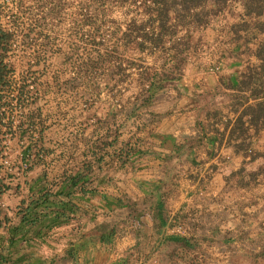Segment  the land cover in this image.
I'll list each match as a JSON object with an SVG mask.
<instances>
[{
    "label": "crops",
    "instance_id": "obj_1",
    "mask_svg": "<svg viewBox=\"0 0 264 264\" xmlns=\"http://www.w3.org/2000/svg\"><path fill=\"white\" fill-rule=\"evenodd\" d=\"M241 14L245 28L232 31L216 65L182 64L176 55L171 66L165 61L157 68L156 74L164 78L156 80V75L151 89H144L143 95L151 98L138 106L132 153L126 155L120 150L126 146L118 147L121 153L104 169L105 151L92 155L86 150L81 163L66 171L86 176L65 201L87 209L95 202L79 190L93 187L114 195L144 196L165 177L171 156L186 144L187 151L179 155L173 170L175 188L166 199L169 217L176 222L167 231L193 237L198 251L220 254L208 264H264V54L258 55L264 32L259 29L261 16L245 14V8ZM63 185L22 181L18 190L12 186L0 195V249L10 253L14 264H62L69 259L74 264H117V257L136 249L134 226L102 242L91 227L76 233L77 213L56 219L61 224L46 234L45 224L55 219L50 208L64 206L58 199L39 208L48 216L38 213L33 224L21 221V201L28 199L30 188L55 191ZM152 213L149 209L146 220L150 238H155ZM15 225L20 226L16 240L22 236L29 240L9 247ZM69 249L75 259L67 258ZM19 256L24 257L18 260Z\"/></svg>",
    "mask_w": 264,
    "mask_h": 264
},
{
    "label": "rangeland",
    "instance_id": "obj_2",
    "mask_svg": "<svg viewBox=\"0 0 264 264\" xmlns=\"http://www.w3.org/2000/svg\"><path fill=\"white\" fill-rule=\"evenodd\" d=\"M19 1L7 0L9 8L6 9L15 16L4 17V21L10 19L12 24L16 20L19 29H30L32 34L28 41L19 35L8 56L16 66L15 79L24 77L30 82L25 94L30 103L26 107L13 106V112L15 120L24 114L39 113L42 119H35L34 130L22 138L17 133L9 134L4 142L9 153L17 155L38 137L37 145L31 150L30 163L22 162L12 172L20 173L23 182L54 184L61 181L64 172L81 163L86 150L91 154L105 151L103 167L110 168L122 150L126 155L132 153L130 139L140 119L138 106L145 93L146 67H150L151 79L157 75L156 80H160L162 75L156 74L157 68L165 61L171 66L172 57H163L160 49L133 51L134 45L126 43L124 34L133 28L130 19L135 17L140 22L147 17L128 1L22 0L17 7ZM243 11L242 1L232 0L221 11L205 13L206 22L193 26L188 39H174L173 43H182L180 48L187 47L176 56L179 63L216 65L221 52L227 51L232 31L245 28L247 22L241 19ZM181 31L178 36L185 34ZM111 38H115L114 45V41L108 42ZM96 50L113 52L119 58L121 66L117 74L108 69L109 63L100 70L77 71L76 66L82 62L79 53ZM69 52H73L72 57ZM69 79L74 87H67ZM116 80L119 84L113 87ZM123 146L126 149L118 150ZM4 156L9 158L8 153ZM2 162L5 164L2 172H5L9 163L0 158ZM29 166L33 168L24 171ZM129 225L121 224L116 233ZM155 242V238H149L143 248L135 243L134 251L116 258L117 264H163ZM197 247L196 244L186 257H177L171 264H208L220 257V254L198 251Z\"/></svg>",
    "mask_w": 264,
    "mask_h": 264
},
{
    "label": "trees",
    "instance_id": "obj_3",
    "mask_svg": "<svg viewBox=\"0 0 264 264\" xmlns=\"http://www.w3.org/2000/svg\"><path fill=\"white\" fill-rule=\"evenodd\" d=\"M103 0H99L102 2ZM135 5L137 9H141L142 12L147 16L140 22L132 17L130 19V25L133 26L129 33L124 34L126 43L128 45H134L133 51L144 52L147 48L152 50L160 49L165 58L175 57L183 53L187 47L180 48L182 45L180 42L173 43L176 37L178 39H185L189 37L191 28L193 26L202 25L206 21L204 18L205 13L215 11H221L225 6L232 0H123ZM245 8V14H255L261 16L262 19L259 21V29L264 32V0H240ZM22 2L19 1L17 4ZM7 5V0H0V158L9 163L6 166L7 171L2 172L5 164H0V195L12 186L18 190L21 185L20 173L12 172L14 167H20V163H30L33 147L37 145L38 137L33 138V141L25 146L20 154L14 155L9 153L6 149L5 141L8 139L9 134L17 133L19 138H22L26 133L34 130V120L37 118L42 119V114H29L27 116L17 117L13 112V106L19 105L20 107H26L30 100L25 97L28 92L30 82L26 79L17 81L16 66L13 61L8 57L11 52L13 45L17 41L19 35L23 41H28L32 37L29 30H21L15 23L16 20L10 23L4 21V17H14L15 14H10ZM48 12L51 13V9ZM206 10V11H205ZM181 27V28H180ZM181 32L182 36H178ZM103 41V38H101ZM115 38L109 39L108 42L115 43ZM140 39V40H139ZM103 45L107 43L102 42ZM136 46V47H135ZM111 47V46H110ZM109 49V48H108ZM106 49V50H108ZM151 50V52H152ZM116 53L119 50L116 48ZM71 57L73 52L68 53ZM264 54V44L261 45L258 55ZM82 62H79L76 68L77 71L81 72H92L96 69H101L106 63H109L112 69V74L115 75L119 71L121 62L119 58L115 56L113 52H102V50H96V52H82ZM148 71L150 67H146ZM146 70L145 87L146 91H149L154 85V79H151L150 72ZM164 76V73H163ZM164 78V77H162ZM67 87H74L72 80L66 81ZM119 81H115L113 87H117ZM151 96L148 94L144 96L140 105H147L150 102ZM136 104L134 103V106ZM18 121V123H15ZM33 137V136H32ZM41 138V137H40ZM178 155L171 156L167 163L169 172H166L165 177L158 182L156 187L148 194L144 196H130V195H114L107 192L99 191L96 188L91 189H80L81 195H88L95 204H91L89 208L76 204L72 200L65 201L64 197L72 198L74 196L73 186L77 185L80 181L84 180L86 176L84 172H78L76 174H70L65 172L62 176L61 181L64 183L62 188L52 191L48 188H38L36 191L30 188V194L28 199H22L19 213L22 215V222L36 223L38 220L37 214L43 213L40 211L41 207H46L48 201L58 199L62 206L60 209L50 208V214L54 217V221L51 218L49 222L45 224L46 234H49L50 230L61 224V219L71 218L72 213H77L76 216L78 223L74 226L76 233H80L85 227H91L95 232L98 233L99 238L102 242H110L118 227L121 224L128 223L135 228V241L139 245L146 242L150 238L148 232V223L146 215L149 209L152 213V236H155L158 254L161 256L163 264H171L172 261L177 257H186L188 250L196 246V240L193 237L185 236L175 232L167 231L166 227L173 226L174 221L169 217L168 208L166 207V199L172 193L175 188V172H173L175 163L179 160V155L186 153L187 147L184 144L180 148ZM9 154V158H5L4 154ZM177 159V160H175ZM33 167L29 166L24 168V171H29ZM88 171L90 166L87 168ZM26 183L28 181L26 180ZM43 184V183H42ZM69 187V188H67ZM79 195H76L77 197ZM69 207V209H68ZM40 208V209H39ZM76 211V212H74ZM3 213L2 207L0 206V215ZM44 217L48 216L49 213H43ZM86 215L85 219L81 216ZM30 218V221L28 220ZM3 219L8 221L9 217L3 214ZM56 219H60L57 221ZM171 219V220H170ZM1 225V219H0ZM20 226L15 225L12 228L9 236V247L15 243V241L29 240L28 237L22 236L19 240H16V234L19 232ZM40 230H38L39 234ZM43 236V235H41ZM73 243V241H72ZM71 243V244H72ZM67 258H74L73 249L68 250ZM24 256H19L18 260L23 259ZM13 263L10 258V253L3 248L0 249V264Z\"/></svg>",
    "mask_w": 264,
    "mask_h": 264
},
{
    "label": "built area",
    "instance_id": "obj_4",
    "mask_svg": "<svg viewBox=\"0 0 264 264\" xmlns=\"http://www.w3.org/2000/svg\"><path fill=\"white\" fill-rule=\"evenodd\" d=\"M129 228V227H128ZM126 231H128V230H122L121 232H118L117 234L118 235H121V234H126ZM7 264H14V263H7ZM62 264H74V261L72 260V259H69V260H66V261H64ZM140 264H147V263H145V262H142V263H140ZM149 264H155V263H149Z\"/></svg>",
    "mask_w": 264,
    "mask_h": 264
}]
</instances>
